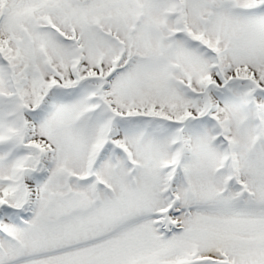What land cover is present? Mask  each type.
Here are the masks:
<instances>
[{
    "label": "snow or ice",
    "instance_id": "obj_1",
    "mask_svg": "<svg viewBox=\"0 0 264 264\" xmlns=\"http://www.w3.org/2000/svg\"><path fill=\"white\" fill-rule=\"evenodd\" d=\"M0 264H264V0H0Z\"/></svg>",
    "mask_w": 264,
    "mask_h": 264
}]
</instances>
